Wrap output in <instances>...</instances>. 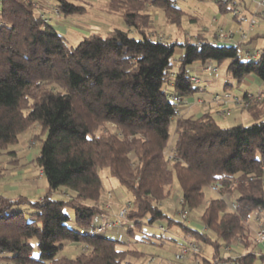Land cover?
Returning a JSON list of instances; mask_svg holds the SVG:
<instances>
[{
    "label": "trees",
    "instance_id": "1",
    "mask_svg": "<svg viewBox=\"0 0 264 264\" xmlns=\"http://www.w3.org/2000/svg\"><path fill=\"white\" fill-rule=\"evenodd\" d=\"M48 1L58 16L86 11L76 0ZM211 1L243 21L240 1ZM43 6L0 0V181L27 164L8 148L37 125L39 149L28 164L48 188L37 199L0 192V264H135L127 260L138 253L126 248L136 243L128 236L165 219L188 235L184 242L164 237L163 224L159 236H145L198 247L181 259L174 256L178 264L191 257L195 264H264L250 238L252 224L264 216V92L243 108L249 124L222 127L209 112L174 119L176 107L203 92L200 81H191V66L198 63L206 72L207 63L228 62L224 88L248 76L263 83L264 49L244 59L238 50L249 35L238 45L218 44L217 30L210 37L198 32L157 39L151 10L181 32L185 16L199 20L178 0H108L106 12L118 15L127 29L90 33L71 46L42 17ZM172 122L175 138L168 149ZM100 168L132 196L118 227L127 234L123 240L95 232L94 219L105 213ZM174 179L182 209H201L199 226L160 210ZM207 189L218 196L207 200ZM70 243L79 245L73 258L64 252ZM233 246L243 252L227 255Z\"/></svg>",
    "mask_w": 264,
    "mask_h": 264
},
{
    "label": "rangeland",
    "instance_id": "2",
    "mask_svg": "<svg viewBox=\"0 0 264 264\" xmlns=\"http://www.w3.org/2000/svg\"><path fill=\"white\" fill-rule=\"evenodd\" d=\"M76 2L78 4L83 5L86 8V11L81 15H75L69 17L58 16V13L54 11L55 8L53 7L51 1H48L47 5L45 4L41 9L43 11H40L42 12L43 17H45L48 22H51L53 26H55L59 31H61V34L63 35L64 39L69 45L71 46L77 45L82 40L83 36H86L90 33L98 32L101 34H105L106 31L112 28L127 29V26L123 23V21L118 15L106 12L105 0H76ZM178 5L186 13L197 15L199 17V20H197L195 23H191L189 22L188 17L185 16L183 19V27H182L183 31L181 32L178 31L176 27L173 25H166L161 13H159L156 10H151L150 14L154 18V25H155L154 32H155V37L157 39L166 40L168 38L169 39L179 38L180 35L183 34L190 36V35H195L198 32L204 33L210 37V35L211 34L213 35V33H215V31L219 29V27L221 26L224 28V30H227L229 24L227 22L232 17V13L230 11H228L227 9L221 10V8L214 1L211 0H178ZM104 11L107 14H109V16L107 14H103L105 13ZM50 16L52 18L49 19L48 17ZM96 20L97 21L107 20L108 27H97V28L95 26L92 27V25H95L94 21ZM80 25L87 26V29L80 28L79 27ZM130 33L131 35L136 36V34L132 30L130 31ZM259 41L261 44H264V38H260ZM193 66L196 69H198L199 67L198 63H195ZM213 66L217 67L218 69L216 73L212 74L210 72H202V74H198L201 78H203L204 84H207L206 92H205L206 95L216 91L221 93L227 92L230 94H238V95L243 94V90H242L243 86L241 84L237 85L235 82L233 83V87L224 88L225 81L229 80V73L227 70L228 62H224L221 65H216L213 63ZM258 99L259 98H256V100ZM214 106L215 103H213V106L211 108H213ZM228 106L232 112L233 110H236L238 112L244 111L243 109L244 107H240V106L236 107L235 105L233 107L232 104ZM213 114H215L214 119L216 120V122L222 127L230 126L227 125V123H231L233 120V118L230 117L231 115L225 117V116H221V113H213ZM38 133H40V128L37 125L31 126L28 130L20 134L18 143L13 146H10L8 150H16L17 157L19 155L20 156L19 159L21 160V162L23 163L24 161L25 163L26 159L22 156V152L24 150L29 151L28 155L31 158L35 157L38 152L40 142L33 139V137ZM174 138H175L174 123L172 122L169 125L168 149L173 145ZM167 154H169V151L167 152ZM6 159L7 157L3 158L2 160L5 161ZM30 169L33 171L34 175H39L38 173L39 171L34 164H31ZM23 171L24 169L22 168L21 170L19 169L17 172L24 174ZM10 173H8L7 176H9ZM98 173L102 182L101 205L102 208L105 210V213L98 215L94 219L93 224L96 226L99 225L101 226L104 225L106 222L110 223L113 221H117L116 217L119 214V212L123 208L127 207L129 203L132 202V196L128 192H126L122 186H120L116 178L110 175L107 168H100L98 170ZM43 183H45V180L43 178H40V182L38 184H43ZM17 185L20 186L19 187L20 191L23 190L22 188L24 187L28 188L26 187V185L24 186V184L21 182L17 183ZM29 191H31L30 194H33L34 190H29ZM43 192L40 194L44 195L45 193ZM205 192H206L205 194L207 200L209 198H216L218 196L217 193L211 189H207ZM61 194L63 193L60 192L59 195ZM180 204H181V191L177 180L174 179L172 183L170 195L163 202L159 203L160 210L164 214H166V216L169 219H172L174 221H183V223L186 224L188 223L190 225L192 224L196 227L199 226L201 209L190 211L188 212V215L185 218H182L181 212L184 209H182ZM67 213L70 216H73V212L71 210H67ZM126 218L127 217H125V220ZM125 220H123L121 224L125 223ZM70 224L72 225V222H70ZM160 224H163L166 227V232L163 233L164 237L174 238L178 240V242L179 241L184 242L185 239L188 237V235L181 229L179 225L171 222L170 225L168 226L167 219L163 221H159L153 226L144 225L141 228V231H135L132 235L128 236L129 240L135 241L136 243L130 244L126 248H129V250L132 251H137L138 253L135 254L134 256L133 255L128 256L127 260L135 264H178L174 260V256L176 257V255L180 254L181 249L180 251L178 249L181 248L180 245H179L180 247H178L174 242H171L168 239L161 240L156 238H148L145 236L146 233L150 235L159 236L161 234V231L159 230ZM259 228H264V216L261 217L259 224L257 225L252 224V227L250 228V238L253 240L254 244H255L254 236L256 232L259 230ZM116 230L117 229L115 228L107 229L105 235L107 237L115 238L119 240H123L127 238V234H125V231L123 232L120 231L121 232L120 233L119 231ZM189 238L191 237L189 236ZM154 242L157 244H153ZM256 247H257L256 250L260 251L257 245ZM123 248L125 247L123 246ZM205 249H207L209 253V248H204V250ZM175 252L178 253L174 254ZM242 252L243 249L238 246H233L230 247L228 250H226V254L232 256L238 255ZM187 255H191V253L190 254L188 253ZM182 264H195V263L191 257L190 259L183 260Z\"/></svg>",
    "mask_w": 264,
    "mask_h": 264
},
{
    "label": "crops",
    "instance_id": "3",
    "mask_svg": "<svg viewBox=\"0 0 264 264\" xmlns=\"http://www.w3.org/2000/svg\"><path fill=\"white\" fill-rule=\"evenodd\" d=\"M107 1L108 0H105V2H107ZM235 1L236 0H232L233 3ZM238 1H240V3H241L240 7L238 8L239 11L242 13L244 18H250L252 15L251 10H250L252 5H253L252 1H256V0H238ZM103 14H107V13L105 12ZM107 15L109 16V14H107ZM48 18L50 19L52 17L50 16ZM105 19H106V16H105ZM94 22H95L94 23L95 25L91 24L92 27H94V26L96 28L97 27H108L107 20H105V21H100V20L97 21L96 20ZM227 23H229L227 30H224V28L221 26V28L224 31L233 30L237 26V24H239V22L233 20L232 17L230 18V20ZM241 23L245 27L247 26L246 23H244V22H241ZM79 27L87 29V26H84V25H80ZM89 30H90V27H89ZM262 34H264V21L260 19V20H258L257 25H255L254 27L251 28L247 41H245L241 45L240 49L244 52L249 51L252 54L256 53L257 55H259V53L264 49V44H261L259 41L260 38H263L261 36ZM253 36H255V37L253 39H251ZM248 40H249V42H248ZM215 41L218 44L230 45L228 42H225L224 40L222 41L220 38L219 39L216 38ZM232 41L235 43H240V37H239L238 33L233 34ZM190 71H191L193 77L197 78L200 81L203 92L198 96L186 98L184 100L183 104L180 106L178 115L174 119H177L179 117H199L205 112H209L210 114L215 116V114H213L211 112V109H212L211 107L213 106L212 98L214 95L223 96L224 99L227 100L226 102L228 103V105H231V102H229V101H231L233 97L244 99L243 97L245 95H247V96H259L262 92H264V83L259 82L258 80H256L255 78H253L251 76H248V77L244 78L243 81L240 83L243 86V88H242L243 94H241V95L230 94L227 92L221 93V92H217V91L213 92V93H209L208 95H206L205 92H206L207 84H204L203 78H201L198 75V74H202L200 68L198 67V69H196L194 66H191ZM240 84H238V85H240ZM230 117L233 118L231 123H227V125H230V126L231 125L232 126L237 125V124H249L252 121L251 117L248 115V113L246 111H239L238 112L236 110H233L232 115ZM28 154H29V151L24 150L22 152V156L26 159L25 163H27V164L32 159L31 157H29ZM18 158H20L19 155H18ZM23 163H24V161H23ZM30 166H31V164H28V165H25L22 167L24 169V171H23L24 174H22L20 172L18 173L17 171H12L9 174V176H7L4 180H1L0 181V192H4L9 196H14L17 194H24V195H26L30 198H34V199L40 198L42 196V194H40V193H42L43 191H44L43 193H46L48 190L46 183L38 184L40 182V178H41V177H39L40 173L38 172L39 175H34L33 171L30 169ZM19 182L23 183L24 186L26 185V187H28V188L24 187V188H22L23 190L20 191V189H19L20 186L17 185V183H19ZM29 190H34L33 194H30L31 191H29ZM36 195H38V196H36ZM35 197H37V198H35ZM113 217H114V215H113ZM113 222H116V221H113ZM115 229H117L116 231H119V232L121 231L118 228H115ZM121 232H123V231H121ZM258 249L260 250L259 247H258ZM78 250H79V245L71 243L65 247L64 252L73 258L77 254Z\"/></svg>",
    "mask_w": 264,
    "mask_h": 264
},
{
    "label": "built area",
    "instance_id": "4",
    "mask_svg": "<svg viewBox=\"0 0 264 264\" xmlns=\"http://www.w3.org/2000/svg\"><path fill=\"white\" fill-rule=\"evenodd\" d=\"M29 2H33V3H41L43 5H47L48 0H26ZM238 0L235 1V3H237ZM252 7H251V17L250 18H243L244 23L247 24V26L245 27L242 23L237 24V26L233 29V30H229V31H224L223 29L219 28L217 29V33L219 38L225 42H228L229 44L232 45H238V43H235L232 41V36L234 33H238L239 37H240V43L243 42L249 35L250 30L252 27H254L255 25H257L258 20H263L264 21V0H256V1H252ZM43 17V15H42ZM161 40V39H160ZM241 47V46H240ZM239 55H242L244 59H250V58H254L257 56V54H252L249 51H242L240 48L238 50ZM204 71L206 72H210L212 74L216 73L218 71L217 67L212 66L210 63H207L206 66L204 67ZM191 81L193 83H198L199 80L195 77L191 78ZM249 101L246 99H238L236 97H233L231 101L232 106L234 107V105L240 106V107H245L246 105H248V103L250 101H252L254 99V97L250 96L248 97ZM257 98H259V96H257ZM176 103L180 102L179 98H175L174 99ZM227 100L224 99V97L220 96V95H215L212 99V102L215 103V106L212 108V113H221L224 114L225 116H229L231 115V110L228 106V103L226 102ZM180 109V106L175 108L176 114H178ZM129 206V205H128ZM128 206L123 208L119 214L117 215V221L116 222H108L105 223L104 225L98 226L95 229V232L98 234L104 233L106 232L107 229H111V228H118L121 225V222L123 220H125L126 217V213H127V209ZM188 215V212L183 210L181 212V217L185 218ZM160 230H164L163 225L159 226ZM254 242L255 244L261 249L262 254L264 255V228H259V230L256 232L255 236H254ZM190 252H198V247L195 246L194 244H186L183 245L181 247V251L180 254L176 255V259H181L182 257L186 256L188 253Z\"/></svg>",
    "mask_w": 264,
    "mask_h": 264
}]
</instances>
